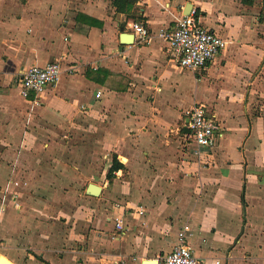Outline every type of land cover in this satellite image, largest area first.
I'll use <instances>...</instances> for the list:
<instances>
[{
  "label": "crops",
  "instance_id": "1",
  "mask_svg": "<svg viewBox=\"0 0 264 264\" xmlns=\"http://www.w3.org/2000/svg\"><path fill=\"white\" fill-rule=\"evenodd\" d=\"M114 2L0 0V259L144 264L188 227L201 264H264V0ZM189 4L228 42L199 72L157 36ZM133 23L149 44L121 39ZM52 62L59 82L23 98L19 75ZM196 104L223 130L200 158L185 116ZM113 156L123 169L109 179Z\"/></svg>",
  "mask_w": 264,
  "mask_h": 264
},
{
  "label": "built area",
  "instance_id": "2",
  "mask_svg": "<svg viewBox=\"0 0 264 264\" xmlns=\"http://www.w3.org/2000/svg\"><path fill=\"white\" fill-rule=\"evenodd\" d=\"M132 29L136 37V43L149 44L152 32L142 23H133ZM157 36L167 44L168 53L183 69L192 72L203 71L224 51L228 42L217 33L206 29L197 18L195 10L190 15L180 18L173 28L159 30ZM62 67L59 62H52L45 67H31L17 78L20 95L28 99L35 97V103L45 90L56 85L62 76ZM100 97V94H97ZM190 130L192 144V155L200 158L212 150L217 142L218 136L223 132L220 123L210 114L207 107L196 104L185 112ZM116 204V208H121ZM143 206L137 207L135 213L144 215ZM126 212L115 218L116 230L120 233L126 231L124 217ZM189 228L184 227L179 233L178 243L170 253L159 258V264H201L193 250L187 243ZM116 239V236L113 237ZM216 264H221L216 262Z\"/></svg>",
  "mask_w": 264,
  "mask_h": 264
},
{
  "label": "trees",
  "instance_id": "3",
  "mask_svg": "<svg viewBox=\"0 0 264 264\" xmlns=\"http://www.w3.org/2000/svg\"><path fill=\"white\" fill-rule=\"evenodd\" d=\"M136 1L137 0H115L114 4L118 11L130 13L131 9L136 4ZM120 169H123V165L117 160L116 156H113L107 177L111 179L114 173L118 172Z\"/></svg>",
  "mask_w": 264,
  "mask_h": 264
},
{
  "label": "water",
  "instance_id": "4",
  "mask_svg": "<svg viewBox=\"0 0 264 264\" xmlns=\"http://www.w3.org/2000/svg\"><path fill=\"white\" fill-rule=\"evenodd\" d=\"M192 9H193L192 4H189L188 7L186 8L185 16L190 15ZM124 37L126 39H124ZM124 37L123 38L121 37V39L124 42L127 40L126 44H130V41L134 40L135 34H130L129 36H124ZM101 190H102L101 187L96 185V184H90L88 186V194L90 196H94V197L100 196ZM0 264H10V263L7 260H5L4 258H1ZM144 264H159V261L158 260L146 261V262H144Z\"/></svg>",
  "mask_w": 264,
  "mask_h": 264
},
{
  "label": "rangeland",
  "instance_id": "5",
  "mask_svg": "<svg viewBox=\"0 0 264 264\" xmlns=\"http://www.w3.org/2000/svg\"><path fill=\"white\" fill-rule=\"evenodd\" d=\"M101 173H102V172L98 171L96 175H97V176H100V175H101Z\"/></svg>",
  "mask_w": 264,
  "mask_h": 264
}]
</instances>
